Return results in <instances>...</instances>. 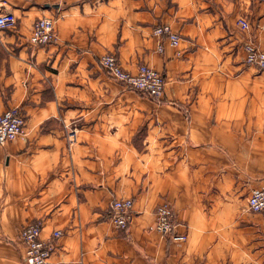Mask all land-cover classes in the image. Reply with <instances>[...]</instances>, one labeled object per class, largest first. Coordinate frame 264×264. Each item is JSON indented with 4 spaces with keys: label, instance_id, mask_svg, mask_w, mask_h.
I'll return each instance as SVG.
<instances>
[{
    "label": "crops",
    "instance_id": "0c3cea01",
    "mask_svg": "<svg viewBox=\"0 0 264 264\" xmlns=\"http://www.w3.org/2000/svg\"><path fill=\"white\" fill-rule=\"evenodd\" d=\"M0 12L17 19L0 32V113L25 121L0 145V264H26L19 234L34 220L51 264H264L247 208L264 190V71L244 64L245 44L264 51V0H0ZM42 17L56 40L33 46ZM163 25L178 47L154 34ZM105 53L162 73L163 97L109 77ZM115 199L133 201L124 232ZM164 200L184 240L154 229Z\"/></svg>",
    "mask_w": 264,
    "mask_h": 264
},
{
    "label": "built area",
    "instance_id": "2783aa9c",
    "mask_svg": "<svg viewBox=\"0 0 264 264\" xmlns=\"http://www.w3.org/2000/svg\"><path fill=\"white\" fill-rule=\"evenodd\" d=\"M17 19L11 12H0V32L15 27ZM242 30L249 28V23L244 18L238 20ZM158 36L166 35L173 47H178L180 36L171 31L167 25L154 29ZM56 40V33L51 19L42 17L37 19L29 36V43L33 46L46 45ZM244 63L259 71H264V51L254 43L245 44ZM100 68L112 79L123 83L129 89H134L147 97L159 100L164 95L165 77L154 68L141 64L136 73L125 70L117 57L112 53H105L98 57ZM25 126L24 116L20 109L12 107L0 113V145L14 141L23 133ZM247 208L250 212L261 216L264 224V190H252L247 199ZM108 218L117 231H127L133 219V201L131 199H115L107 211ZM154 229L173 239H185V236H177L174 232V213L171 203L167 200L157 205L154 211ZM42 223L32 221L24 225L20 230V241L25 250L26 264H51L50 256L54 246L50 240L41 238ZM61 230L54 231L53 238H59Z\"/></svg>",
    "mask_w": 264,
    "mask_h": 264
},
{
    "label": "rangeland",
    "instance_id": "374dc122",
    "mask_svg": "<svg viewBox=\"0 0 264 264\" xmlns=\"http://www.w3.org/2000/svg\"><path fill=\"white\" fill-rule=\"evenodd\" d=\"M245 64V63H244ZM246 66H248L247 64H245ZM118 82V81H117ZM120 83V82H119ZM121 84H123V83H121ZM124 85V84H123ZM125 86V85H124ZM126 87V86H125ZM128 88V87H127ZM129 89V88H128ZM129 90H132V91H134V92H136V93H139V94H141V95H143L141 92H139V91H137V90H134V89H129ZM264 124V123H263ZM263 133H264V130H263ZM250 139H248V141H249ZM263 140V139H262ZM262 142H264V140L262 141ZM263 150H264V144H263ZM252 191V190H251ZM251 191H250V193H251ZM258 218H260L258 215H256ZM34 221H38V220H34Z\"/></svg>",
    "mask_w": 264,
    "mask_h": 264
}]
</instances>
